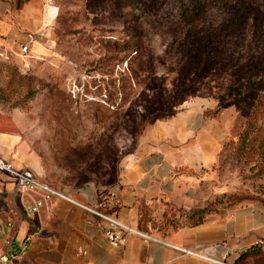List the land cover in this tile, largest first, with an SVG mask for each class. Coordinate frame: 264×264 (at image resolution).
Listing matches in <instances>:
<instances>
[{"label": "rangeland", "instance_id": "rangeland-1", "mask_svg": "<svg viewBox=\"0 0 264 264\" xmlns=\"http://www.w3.org/2000/svg\"><path fill=\"white\" fill-rule=\"evenodd\" d=\"M38 1L43 25L28 43L27 65L8 46L0 56V104L20 144L16 165L67 194L86 184L104 190L148 131L165 139L173 130L166 121L198 109V119L221 128L195 205L264 203V142L250 138L255 130L242 142L244 114L233 105L216 109L213 74L188 83L211 44L219 59L264 52V0ZM218 29L226 32L212 40ZM184 78L192 93L175 103ZM255 259L248 264H264V241Z\"/></svg>", "mask_w": 264, "mask_h": 264}, {"label": "crops", "instance_id": "crops-1", "mask_svg": "<svg viewBox=\"0 0 264 264\" xmlns=\"http://www.w3.org/2000/svg\"><path fill=\"white\" fill-rule=\"evenodd\" d=\"M40 15L38 0H0V56L7 46L17 51L15 41L21 39V32H26V39L27 33L43 25ZM198 112L186 110L180 118L166 121L173 130L165 139L158 131H148L104 190L86 184L68 194L150 238L129 233L124 241L112 245L102 233V223L69 200L52 198L26 216L22 208L28 196L14 193L11 178L0 171V221L11 218L17 237L38 229L14 264H218L183 254L175 246L230 264L255 261L264 241L262 201L245 199L204 212L199 221L187 219L197 202L200 181L207 177L206 168L216 154L215 128H221L214 119H198ZM9 122L0 104V157L19 167L15 154L20 144L17 133L8 130ZM77 246L84 254L75 253Z\"/></svg>", "mask_w": 264, "mask_h": 264}, {"label": "trees", "instance_id": "trees-1", "mask_svg": "<svg viewBox=\"0 0 264 264\" xmlns=\"http://www.w3.org/2000/svg\"><path fill=\"white\" fill-rule=\"evenodd\" d=\"M225 32V30H215L212 32L211 39L215 40L213 38ZM198 54L200 65L197 70L191 71L188 83L194 78L201 80L213 74L215 76L213 79L218 82L217 86L220 89L216 93V109L233 105L236 110L244 114L242 142L250 135V130H255L250 138L260 136V143L264 142V132L261 133V127L264 126V52L248 54L246 58L243 57L244 59L233 55L219 59L218 52L211 44L207 50ZM185 80L187 81L184 78L180 82L181 89L176 92L175 103L181 102L192 93L191 89H186ZM251 141L253 142L254 139ZM207 211L198 209L195 205L190 208L186 216L190 222H196Z\"/></svg>", "mask_w": 264, "mask_h": 264}, {"label": "built area", "instance_id": "built-area-1", "mask_svg": "<svg viewBox=\"0 0 264 264\" xmlns=\"http://www.w3.org/2000/svg\"><path fill=\"white\" fill-rule=\"evenodd\" d=\"M34 33H27L26 40L18 44L17 56L21 58L23 65H27V51L29 50V42H32ZM0 171L8 175L12 180V191L19 195L26 194V202L23 204L22 213L30 216L44 205L46 201L52 198L69 200L76 205L85 209L88 213L94 215L102 223V233L109 243L116 245L124 241L129 233H135L142 238H150V236L142 231H139L129 224L118 220L111 213L99 209L97 206H89L82 204L71 198L65 191L55 188L46 182L38 179L34 172L26 166H13L9 161L0 157ZM90 222L89 219L86 220ZM38 233V229H31L17 237V227H14L13 220L6 217L0 221V264H14L15 261L24 253L28 241L31 236ZM183 254L193 255L211 260L218 264H230L222 260L213 259L205 256L193 249L187 247L175 246ZM75 253L78 255L84 254L80 247L75 248Z\"/></svg>", "mask_w": 264, "mask_h": 264}]
</instances>
